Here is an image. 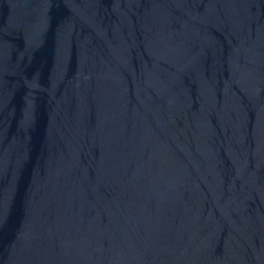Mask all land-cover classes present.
<instances>
[{
    "label": "water",
    "instance_id": "95a60500",
    "mask_svg": "<svg viewBox=\"0 0 264 264\" xmlns=\"http://www.w3.org/2000/svg\"><path fill=\"white\" fill-rule=\"evenodd\" d=\"M0 264H264V0H0Z\"/></svg>",
    "mask_w": 264,
    "mask_h": 264
}]
</instances>
